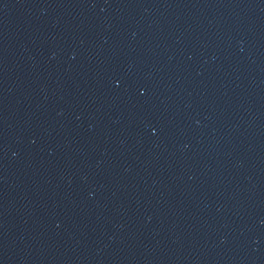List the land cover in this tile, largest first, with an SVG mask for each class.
I'll return each mask as SVG.
<instances>
[{"label": "water", "instance_id": "obj_1", "mask_svg": "<svg viewBox=\"0 0 264 264\" xmlns=\"http://www.w3.org/2000/svg\"><path fill=\"white\" fill-rule=\"evenodd\" d=\"M0 264H264V0H0Z\"/></svg>", "mask_w": 264, "mask_h": 264}]
</instances>
